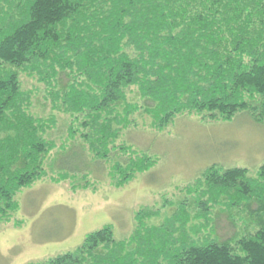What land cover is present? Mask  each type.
Returning a JSON list of instances; mask_svg holds the SVG:
<instances>
[{
    "label": "trees",
    "instance_id": "1",
    "mask_svg": "<svg viewBox=\"0 0 264 264\" xmlns=\"http://www.w3.org/2000/svg\"><path fill=\"white\" fill-rule=\"evenodd\" d=\"M20 73L45 86L52 110L70 118L68 140L81 138L99 160L133 152L116 142L138 112L157 132L180 115L231 123L245 114L264 124V0H0V230L22 226L18 197L46 179L57 147L47 138L56 120L29 113ZM156 165L138 155L114 162L110 186L123 189ZM251 173L213 165L193 184L207 188L202 239L157 242L152 229L150 242L146 230L117 242L106 225L74 250L32 264H264V164ZM88 178L71 190L96 191ZM216 207L235 230L229 238L212 227ZM149 216L139 212L138 227Z\"/></svg>",
    "mask_w": 264,
    "mask_h": 264
},
{
    "label": "rangeland",
    "instance_id": "2",
    "mask_svg": "<svg viewBox=\"0 0 264 264\" xmlns=\"http://www.w3.org/2000/svg\"><path fill=\"white\" fill-rule=\"evenodd\" d=\"M20 84L24 92L31 94L29 113L37 119L56 120L47 138L57 147L45 162L46 179L18 197L20 211L15 220L22 222V226L0 230V264H32L72 251L88 234L106 225L113 227L117 242L129 241L138 230H146L144 241L150 242L148 233L152 229L157 231V235L153 234L157 242L169 239L178 244L184 236L202 239L208 234L200 232L206 229V215L199 207V199H208L202 198L207 188L201 183L193 185L201 182L202 172L213 165L237 166L248 168L254 176L264 164V124L252 122L245 114L231 123L205 122L196 116L180 115L166 130L157 132L151 127L150 118L138 112L131 116L134 123L116 142L120 148L131 146L133 152L117 150L106 160H99L89 153L81 138L68 140L69 116L52 110L45 86L36 77L20 73ZM132 155L149 156L157 165L123 189L111 187L109 166L114 162L125 165ZM62 175L69 177L57 184L51 182ZM88 175L97 190L78 189L74 193L72 185L84 184L83 178ZM188 186L194 193H188ZM220 211L217 207L212 209L217 213L212 227L220 238H229L235 230L228 214ZM139 212L150 214L141 227L135 219ZM236 219L242 232L245 221ZM210 230L211 222L207 232ZM136 251L137 243L127 249L129 254ZM124 255L128 254L123 252L120 256Z\"/></svg>",
    "mask_w": 264,
    "mask_h": 264
}]
</instances>
